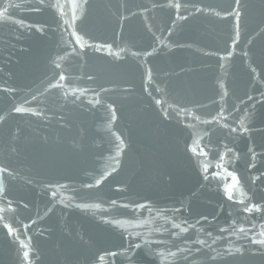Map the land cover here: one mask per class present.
I'll use <instances>...</instances> for the list:
<instances>
[{"label": "water", "instance_id": "95a60500", "mask_svg": "<svg viewBox=\"0 0 264 264\" xmlns=\"http://www.w3.org/2000/svg\"><path fill=\"white\" fill-rule=\"evenodd\" d=\"M53 3L0 0V264H264V0Z\"/></svg>", "mask_w": 264, "mask_h": 264}, {"label": "snow or ice", "instance_id": "6c2138e0", "mask_svg": "<svg viewBox=\"0 0 264 264\" xmlns=\"http://www.w3.org/2000/svg\"><path fill=\"white\" fill-rule=\"evenodd\" d=\"M40 2H41V4H43L44 0H40ZM235 3H236V6L238 7V6H239V0H235ZM49 6H50V7H56V8H59V0H55V3H53V4L49 5ZM172 6H173L174 8L179 9V8L181 7V4H180V3H175V4L172 5ZM33 10L38 11L39 9H33ZM200 10H201V9L197 8V11H200ZM5 11H6V10H5ZM61 14H63L62 10H61ZM217 14H219V13H217ZM227 15H233V13L229 12V13H227ZM234 15H235V17H236V19H237V23H238L239 16L241 15V13H240L239 11H236V12L234 13ZM2 16H3V13L0 12V17H2ZM14 22H15V23H23V21H14ZM66 22H67V21H66ZM150 27H151V26L149 25V28H150ZM238 35H239V33L237 32V36H238ZM80 39H81V38H80L79 36H77V40H76V42H77V43H80ZM80 47L83 48V47H85V45H84L83 43H80ZM231 54H232V53H228V55H231ZM137 55H138V54H137ZM245 55H247V53H245ZM149 71H150V70H149ZM253 72H255V69H253ZM60 79H61V80L65 79V76L61 75V76H60ZM57 86L59 87V85H57ZM33 99H35V97H33ZM158 102H159V101H158ZM13 110H14L15 112H17V113H22V112L32 111L31 109L24 108V107H15ZM221 112H223V109H221ZM34 114H36V115H40V113H34ZM197 118H198V117H197ZM221 118H222V117H221ZM4 119H5V117L0 116V122H2ZM214 119H216V118L214 117ZM205 123H209V121H205ZM240 123H241V126L243 127V119H241ZM224 127H228V125L225 124ZM243 130H244V131H247V129H243ZM234 131H235V130H234ZM201 155H207V153H201ZM220 158L223 159V156H221ZM217 166L220 167V166H222V165H217ZM205 171H207V165H205ZM6 172H9V170H8L7 168H0V174L6 173ZM9 174H11V173H9ZM229 175L232 176L234 180L236 179L235 173H229ZM101 182H102L101 179H98V180L96 181L97 185H99ZM237 183H238V180H237ZM89 187H91V185H89ZM229 198H231V190H229ZM112 203L115 204L116 202H115V201H112ZM240 203H243V201H240ZM11 204H12L11 201H7V205H8V207H7V208H4V209H0V211H3V212L13 211V209H12V207H11ZM84 206L86 207V205H84ZM96 206L98 207V205H96ZM140 207H143V205H141ZM243 211H245V212H249V213H251V212H253V211H257V212H258V211H260V207H259V205H257V204H249L248 206H246V207L243 209ZM0 219H3V216H0ZM113 223H118V222H115V221H114ZM5 227L8 228V231H9L10 233L13 231V229L11 228V225H5ZM174 227H176V228H180V225H174ZM190 227H193V226H190ZM182 231L187 232V231H188V228H183ZM240 231H244V229L241 228ZM208 235H211V233H209ZM260 235H261V236H264V232H261ZM199 243H200V244H204L205 241L201 240V241H199ZM213 243H215V240L213 241ZM252 243H254V244H259V245H264V239L253 240ZM135 247H136L137 249H139V248L141 247V245L137 244V245H135ZM197 251H199V249H197ZM240 251H241L240 249H237V252H240ZM112 255H115V253H113ZM170 255L175 256L176 253H170ZM23 256H24L25 258H27V257L29 256V252H28V251H24V252H23Z\"/></svg>", "mask_w": 264, "mask_h": 264}]
</instances>
